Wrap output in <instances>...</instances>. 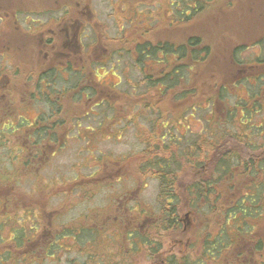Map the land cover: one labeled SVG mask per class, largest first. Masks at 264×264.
Here are the masks:
<instances>
[{"label": "rangeland", "instance_id": "374dc122", "mask_svg": "<svg viewBox=\"0 0 264 264\" xmlns=\"http://www.w3.org/2000/svg\"><path fill=\"white\" fill-rule=\"evenodd\" d=\"M169 2L0 0V78L9 77L13 82V94H10L12 104L10 108H3L5 115L13 117L11 120H20L18 124L24 125L23 119L31 123L36 113L47 117L51 113L50 107L55 106L61 109L59 118L55 115L58 125H81L66 131L60 128V131L55 132L57 139L54 141L58 142L51 140L45 148H40L43 145L25 146L28 144V133L25 131L14 132L15 136L7 134L10 130L3 127V120L9 122L6 116L8 120L4 118L0 121V189L17 191L18 196L13 197L14 207L21 209L22 202H28L31 212L36 215L34 217L31 214L27 222L29 252L22 254V248L19 247L20 250L13 256L16 259L11 264H86L87 255L78 252L85 249L86 245L73 247L71 236L58 240L62 247L55 248L52 254L45 250L55 240L54 235L64 233L67 228L74 231L86 226L92 228V222H95L96 227H101L106 219L93 212L89 213L92 219L87 210L94 208L95 212L106 200L104 195L109 190H133L129 192L135 193V198L139 197L146 202V213H149L148 206L159 212L157 179L149 175V172H142L144 175L140 179L141 183L137 182L140 175L135 169V166H139L138 158L140 155L142 160L147 158L150 144L157 143L159 147L172 145L177 150L175 155L180 168L181 158H185V155L179 153L177 146L170 144L166 137L161 138L163 125L171 128L169 135L177 136L179 130L182 131L187 125L190 126V132H193L191 134L196 133L203 122L199 113L189 116L186 113V119L171 113V109L184 99L173 101L172 94L166 98L160 89L149 87L148 90L146 84L140 83L142 74L134 61V46L137 42L143 39L181 40L190 33H198L212 45L218 64L226 63L225 66L228 52L233 46H249L242 52L244 58L259 53L260 47L252 43L259 40L264 32V0H212L209 10L186 23L172 17ZM78 11H84L83 15L89 14L86 17L79 16L78 19L76 39L79 48L76 51L69 48L64 50L60 46L64 38L63 29L74 22ZM67 51L70 53L67 54ZM61 61L77 62L87 68L83 69L82 76L71 70L60 73L56 67H59ZM17 62H23V65ZM41 69L49 70V73L44 79L46 84L38 87L36 74ZM62 89L67 91L65 96L59 94ZM251 89L253 87L250 85L243 86L239 87V92ZM34 91H40L41 95L32 99ZM79 98L84 104L78 102ZM143 99L149 103L148 108L141 104ZM4 100H0L1 103H5ZM97 101L99 105L96 107L94 103ZM112 107L116 114L122 115L125 109V112H129L123 122L119 123H125L127 127L118 139L103 138L107 133H99L95 135L99 138H94L92 134L85 135L77 131L85 125H97L105 121L104 125L111 124L108 123L110 119H102L100 114L104 112L100 113L95 108L102 111ZM167 107L170 109L167 110ZM87 109L97 115L88 113L80 117L79 114ZM133 113L136 114L137 124L133 123ZM200 113L207 116L208 110ZM179 119L177 128L173 129L174 122ZM15 121L9 122L11 128L17 125ZM44 124L52 125L50 122ZM19 146L23 147L17 149ZM39 148L41 153H36ZM106 157L116 161L112 162V166L110 163L108 169L101 165L106 162ZM91 174L95 178L93 181ZM11 176L14 177L11 179ZM189 178V175H183L180 180L184 185ZM95 180L97 183H94ZM180 199L184 203L187 197L180 192ZM193 213L195 217L189 209H184L179 214L184 225L183 231L175 235L177 238L172 235L165 244L174 251L175 257L184 256L179 255L180 251L192 258L200 253L197 232L199 228L202 231L205 224L210 225L213 218L208 215L203 218L202 214ZM17 214L20 215L21 211ZM50 221L60 225L53 226ZM229 223L223 231L224 239L230 237L236 220L229 219ZM210 228L207 226L204 229V236L213 235ZM38 235L42 236L38 238ZM87 238L81 235L78 239L76 237V241L86 243ZM238 250H243V247L235 249V252ZM225 255L230 259L235 258L234 251H228ZM143 257L139 264H161L159 258L152 261L146 259L145 255Z\"/></svg>", "mask_w": 264, "mask_h": 264}, {"label": "trees", "instance_id": "16d2710c", "mask_svg": "<svg viewBox=\"0 0 264 264\" xmlns=\"http://www.w3.org/2000/svg\"><path fill=\"white\" fill-rule=\"evenodd\" d=\"M211 3L212 0H171L172 16L179 22L186 23L209 10ZM252 45L260 47L259 53L247 58L242 57V52L249 46H233L228 52L226 66V63L218 64L212 45L198 33H190L181 40L143 39L134 46V61L142 74L140 83L146 84L148 90L149 87L160 89L166 98L172 94L173 101L184 99L180 106L171 109V113L177 114L181 119H186V113L188 116L199 113L203 122L196 133L191 134L193 132H190V126L187 125L182 131L177 129L180 133L177 136L169 135L171 128L163 125L161 138L166 137L170 144L177 146L179 153L185 155V158H181L180 168L175 155L177 150L170 144L161 147L156 146L157 143L151 144L147 158L141 159L139 163L140 169L149 172L158 182V214L162 216L155 225L158 236L160 230H167L173 223L176 225L179 214L184 209L202 214L203 218L206 215L213 218L210 225L206 224V227H211L213 235L205 236L199 255L194 258L188 255L176 256L177 258L168 255L166 264H264V32ZM17 64L23 65V62ZM12 73L15 74L14 70ZM48 73L49 70L46 69L40 72L39 80L45 79ZM248 85L253 89L239 92V87ZM141 104L149 107L145 99ZM3 107L7 108L0 101V121L7 117ZM50 109L51 113L47 117L42 114L39 116L38 124H57L60 109L55 106ZM110 110L113 112L115 109L112 107ZM202 110H208V115L203 116L200 113ZM12 118H8L9 122L15 121ZM181 119L174 122L173 129L177 128L176 124ZM19 121H15L17 125L11 128L9 122L3 120V127L10 130L7 134L15 136L14 132H20L22 125L18 124ZM23 121L25 124L30 123L25 119ZM44 134L49 135L46 130ZM20 146L17 149L23 147ZM240 148L242 149L239 150ZM169 150L174 152H168ZM26 151L27 149L24 152ZM37 152L41 153V149H37ZM201 166L203 175L198 178L193 169ZM183 175L190 177L186 186L180 180ZM180 192L187 197L184 203H181ZM29 209V217L31 214L36 217ZM229 219L236 220V225L231 230L230 237L224 239L223 231L225 225L230 224ZM13 221L15 224L16 216ZM66 230L54 236L55 240L48 244L45 252L52 254L55 248L62 247L58 240L71 236L73 247L78 244L86 245L85 249L78 252L88 256L93 251L91 236L101 238L109 233L105 227L95 233H92L89 226L78 231L72 228ZM112 230H117L119 236L128 235L122 234L123 229L120 228ZM81 235L88 237L86 243H77L76 237L78 239ZM148 235L142 234L143 237ZM22 245L19 240L16 247L21 248ZM94 245L102 244L96 242ZM239 247H243V250L235 252ZM228 251H234L235 258L227 257L225 253ZM242 257L245 258L241 259ZM15 259L10 257V264ZM3 264L9 262L3 261Z\"/></svg>", "mask_w": 264, "mask_h": 264}, {"label": "flooded vegetation", "instance_id": "af4514ba", "mask_svg": "<svg viewBox=\"0 0 264 264\" xmlns=\"http://www.w3.org/2000/svg\"><path fill=\"white\" fill-rule=\"evenodd\" d=\"M169 3L171 7V0ZM170 13L172 15V7L170 10ZM83 14H84V11H78L77 16L74 18V22L72 24H69V27H66L63 29L64 38L60 46L64 50H68L69 48V50L71 51H76V49L79 48L78 41L76 39V36H77L76 29L79 23L78 19H79V16H82V17L83 16L86 17V15L89 16V14L87 13L86 15H83ZM70 29H73L71 33L69 32ZM68 53H70V51L69 52L67 51V54ZM76 63L77 62H72V61H61L59 64V67H56V68H58V71L60 73L61 71L67 72L68 70H71V71H75L76 73H80L81 76L82 74L84 75L83 69L87 68L86 65H79ZM42 71L43 69L38 71L37 76ZM12 83L13 82H11V79L9 77L0 78V100L5 99L4 100L5 103H3V105L6 104L5 106L7 108H10L12 104L11 96H10V94L11 95L13 94L11 93L13 92ZM45 84L46 83L44 79L42 78L41 80H39V77H38V85H39L38 87H42ZM33 88H36V87H33ZM66 92L67 91L64 90V91H61L59 94L62 96H65ZM36 95L40 96L41 92L34 91L31 95L32 99H34ZM81 96L83 97L85 95L81 94ZM78 102L83 103L81 102L80 98ZM98 105H99V101L94 103V106L97 107ZM95 110L100 113L104 112L103 114L102 113L100 114L102 116V119L107 120L108 118L110 119L108 123L111 122V124L112 123L113 124L104 125L106 124L105 123L106 121H105L102 123L100 122L97 125H88V126L85 125L83 126L82 129H79L77 131H81L85 135L92 134L94 135V138H99V136H95V135H98L99 133H103L102 135H104V133H107L106 135L103 136V138H107L111 140L118 139L123 129L127 127V124L124 123L123 125H119V123L123 122V118H125L126 115L129 114V112H125L126 111L125 109L124 113L120 115V113L116 114L115 110L111 114L109 113L110 112L109 109L101 111V109L95 108ZM59 112L61 113V109ZM88 113L97 115V113L92 112L91 109H87L83 114H79V116L83 117L85 115H88ZM39 116L40 114L36 113L31 123L20 126V129L22 131H25L28 133V136H27L28 144L25 145L26 147H31L32 145H35V146L43 145V147H40V148H45V145H49L51 140L54 141L57 139L55 137V132L60 131L59 130L60 128L63 131H66L71 128H76V127L81 126L79 124H68L65 126H60L58 124H55V125L46 126L43 124H38ZM136 118H137L136 114L133 113V119H134L133 123L134 124H137ZM57 123H58V120H57ZM45 130L49 133V135L44 134ZM52 132H54L53 135H52ZM123 132H125V130ZM68 140H70V138ZM56 142L58 141H54V143ZM138 161L140 163L141 155L139 156ZM138 161L136 160L135 165L138 164ZM112 162L116 163L115 160L110 159L109 157H106V162L101 165L103 167L107 166V169H108L110 167L109 166L110 163L112 166ZM135 169L140 174L139 177H137L138 179L137 182L141 183L140 179L142 177L143 170H141L139 166L138 168H136L135 166ZM201 170H203L202 166L201 168L196 169L194 167L193 169L194 173L198 174V178L201 175H203L201 174ZM193 176L195 177L196 175L193 174ZM90 177H91V181L95 179L93 174H91ZM203 178L204 176L200 178L199 180ZM103 181H106V180H103ZM188 181L185 182L184 186H186V183ZM94 183H97V180H95ZM129 191H133V190H129ZM129 191L127 192V189L109 190L104 195L106 200L103 201L101 205H99V208L97 207V210L95 212H94V208L87 210L88 214L95 213L96 215L103 216V218L106 219L105 222H103V225L101 227H96L95 222H92V228H91L92 233H95L96 231H102L101 229H103V227L109 230V233H108V236H104L101 238H95L94 236H91L93 251L88 254L86 264L88 263V261H89L88 264H139L142 258H144L143 255L146 256V259H150L152 261H155L157 258H159L160 260L159 263L166 264V259H167L166 257L168 255L170 256L175 255L174 251L170 250L167 246H165V244L167 245V240L171 238L172 235H174V237L177 238V236L175 235L183 231L184 225L182 224V219L180 218V216L176 221V225H174L173 223L172 226L171 224L169 225V228L167 230H163V229L160 230L159 231L160 236H158V229L155 227V225L158 224L157 220L162 216L158 214V212L155 214H152L155 212V210L151 209L149 206H148V209L150 210V212L143 213V211H146V208H147L146 202L142 201V199H140L139 197L135 198L134 197L135 193L133 194V192L130 193ZM184 192L186 191L184 190ZM17 193L18 192L14 190L8 191L6 189H0V245L3 246V248L0 249V264H3V261H7L10 263V257H13L14 253L20 250L21 248H22V254L29 252L28 244H29L30 237H29V227H28L27 222H29L30 220V217H29L30 209H29L28 202H24V201L22 202V206L20 210H17V208L14 207L13 197L18 196L16 195ZM15 209L17 210V212L21 211V214L18 215ZM190 212L192 216L194 217L196 216L193 213V211H190ZM15 216H16L17 221L14 224L13 219ZM49 223L52 224L51 221ZM52 225L58 226L56 223H53ZM202 227H204V225ZM112 228L123 229L122 234L128 233V235L119 236L118 231L117 230L113 231ZM205 228L206 227H204L202 231H200V228H199V231L197 232L196 239L199 241L198 250L200 249V246L203 244V242L206 239L204 236ZM142 234H149V235L143 237ZM41 236L42 235L40 236L38 235L37 237L40 238ZM144 238H145V241H144ZM19 240L23 244L20 249L15 247V244H17ZM96 242H101L102 245L95 246L94 244ZM178 251H180V249ZM178 253L179 255L187 254V253H183L182 251Z\"/></svg>", "mask_w": 264, "mask_h": 264}]
</instances>
